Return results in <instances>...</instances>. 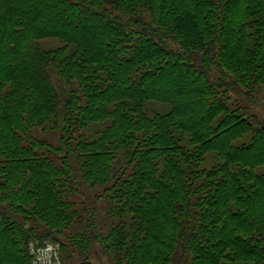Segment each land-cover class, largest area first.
Wrapping results in <instances>:
<instances>
[{
    "label": "trees",
    "instance_id": "obj_1",
    "mask_svg": "<svg viewBox=\"0 0 264 264\" xmlns=\"http://www.w3.org/2000/svg\"><path fill=\"white\" fill-rule=\"evenodd\" d=\"M261 103L264 0H0V235L98 226L100 201L143 263L169 258L154 218L206 264L216 232L264 253Z\"/></svg>",
    "mask_w": 264,
    "mask_h": 264
},
{
    "label": "rangeland",
    "instance_id": "obj_2",
    "mask_svg": "<svg viewBox=\"0 0 264 264\" xmlns=\"http://www.w3.org/2000/svg\"><path fill=\"white\" fill-rule=\"evenodd\" d=\"M226 93L232 98L235 94H230L231 91H227ZM252 111L264 116V103L254 107ZM262 119L264 121V117L262 118L261 116V120ZM88 206L92 207L94 205H92L90 201ZM105 214L104 205L99 201L96 204L95 211V219L98 226L90 224L87 220H83L82 223L75 225L72 233L67 230L58 232L57 227H52L50 234H53V240H37L38 232L34 233L33 237L29 238L30 241L27 240L24 234L26 229L30 226H25L22 230L10 229V233H7L9 237L6 235L4 236L5 233L0 235V264H32L29 255L30 243L37 245L38 248L48 246L53 248L52 253L54 258L58 260V264H154L152 262H147V260L146 263H143V254L148 249H138L141 239H139L140 237H134L136 235H133L131 231L127 234L133 235V242L136 248L130 250L128 252L129 255H122L123 246L121 245V241L125 239L124 231L121 227L114 231H110L111 225L109 223L104 225ZM84 217L87 219L86 216ZM153 220H157L162 227V229L159 230L160 240L158 241L162 246L157 245L152 247V253L150 252L151 260L156 256L163 255L169 258L161 264H206L205 262L211 260L209 258H213L214 255L218 253L216 249L212 248L210 253L203 250L199 256L195 257V252L191 251V248L194 247L195 243L202 242V245H204L205 242L203 239L200 240L201 237L184 236L183 238H169L171 232L168 228L165 229L167 225L164 223L167 221L158 220L156 218ZM37 224L45 228V223L42 221L37 222ZM77 233L78 235L76 236ZM233 234L234 236L240 237L236 233ZM69 235H71L70 238L68 237ZM12 236L15 242L12 240ZM210 238V240L205 241L208 243L210 241V243L217 245L219 242L222 243L223 241L224 245L227 244L228 246L226 251L222 254L224 258L219 261L220 264H264V253H262V250L258 249L260 244L258 242L257 245V241L253 243L247 240L245 236H241L238 238V241L236 240V244L231 245L233 239L231 240L230 237H225L224 234L219 235L217 232ZM165 244H173V247H167ZM175 247H177V249H175ZM222 247L223 246H221V249Z\"/></svg>",
    "mask_w": 264,
    "mask_h": 264
},
{
    "label": "built area",
    "instance_id": "obj_3",
    "mask_svg": "<svg viewBox=\"0 0 264 264\" xmlns=\"http://www.w3.org/2000/svg\"><path fill=\"white\" fill-rule=\"evenodd\" d=\"M53 248L44 247L38 248L37 245L30 243L29 255L32 264H58V260L53 256Z\"/></svg>",
    "mask_w": 264,
    "mask_h": 264
}]
</instances>
